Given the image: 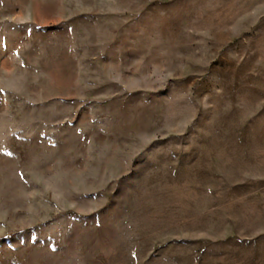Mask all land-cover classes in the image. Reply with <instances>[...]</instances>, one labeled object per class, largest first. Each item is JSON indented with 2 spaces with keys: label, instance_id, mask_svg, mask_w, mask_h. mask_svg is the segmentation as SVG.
<instances>
[{
  "label": "rangeland",
  "instance_id": "obj_1",
  "mask_svg": "<svg viewBox=\"0 0 264 264\" xmlns=\"http://www.w3.org/2000/svg\"><path fill=\"white\" fill-rule=\"evenodd\" d=\"M0 264H264V0H0Z\"/></svg>",
  "mask_w": 264,
  "mask_h": 264
}]
</instances>
